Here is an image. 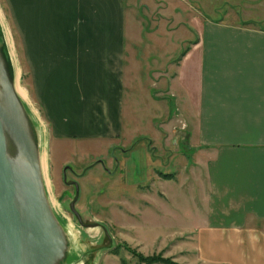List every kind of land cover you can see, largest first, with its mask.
Instances as JSON below:
<instances>
[{
	"label": "crops",
	"instance_id": "crops-1",
	"mask_svg": "<svg viewBox=\"0 0 264 264\" xmlns=\"http://www.w3.org/2000/svg\"><path fill=\"white\" fill-rule=\"evenodd\" d=\"M5 2L21 30L29 79L24 88L48 125L52 145L130 144L140 133L135 125L140 121V94L146 91L151 110L160 101L167 105L165 96L150 95L147 81L137 75L128 79V61L133 68L140 63L136 54L131 60L127 54L130 32L143 28L139 5L160 2ZM179 2L190 38H182L185 54L170 65L165 93L174 98V107L167 127L162 124L157 131L167 145L176 132L185 135L194 150L189 184L199 185L207 196L209 215L198 229L166 239L158 236L151 244L157 250L190 238L196 246L189 240L184 248H195L201 264H264V27L243 24L239 15L238 21L228 14L214 18L206 0ZM157 139L149 137V143ZM136 145L133 142L132 148Z\"/></svg>",
	"mask_w": 264,
	"mask_h": 264
},
{
	"label": "rangeland",
	"instance_id": "rangeland-1",
	"mask_svg": "<svg viewBox=\"0 0 264 264\" xmlns=\"http://www.w3.org/2000/svg\"><path fill=\"white\" fill-rule=\"evenodd\" d=\"M157 1L160 3L155 4L154 7L139 5L140 24L143 28L142 30L134 28L130 32L127 54L130 60L135 59L136 54L140 63L133 68L131 61H128V68L132 69L128 79L133 75L141 77L143 81H147L145 86L150 95L165 96L167 105L164 108L160 101L161 106L151 110V99L147 100L146 91L143 92V96L139 93L141 104L137 113L140 121L135 125L136 132L140 133H137L139 135L133 140V142L137 141L135 148H132L133 142L126 144L122 141L112 145L107 142L101 145L78 142L79 146H74L71 142H63L64 147L60 148L56 142L53 145L48 142V125L36 102L28 98L24 88L27 87L29 79L26 76L22 55L21 30L10 5L5 0H0L2 16V19L0 17V76L4 73L15 89L16 83L13 79L15 66L20 69V86L46 127L47 141L41 126L25 106L21 107L17 99L18 95L15 94L14 100L20 114L18 120L26 129V138L37 157L36 160H39L41 143L44 140L46 144L48 142L51 192L72 229V232H69L68 228L60 224L50 208L56 219L61 240L57 260L53 264H145L133 249L144 255L159 254L169 257L178 264H201L197 250L192 247L194 239L178 238L157 250L151 244V240L158 236L166 239L173 234L181 236L180 234L188 233L190 229H198L209 215L207 196L199 185L190 186L193 176L189 167L194 162V150L186 144L185 135L181 133L180 136V132H176L173 142L169 140L167 145L165 139L160 141L157 131V128H162V124L170 121L174 107V98L165 93L168 74L173 72V67L170 65L173 62L177 63L184 51L187 42L182 38L185 40L190 38L188 31L183 28L181 2L168 0L169 4H163V0ZM221 2L220 8L212 11L215 3ZM260 2L261 0H206L208 4L206 7L210 16L214 18L228 14V17L238 21L237 15H239L243 24L264 27V5ZM167 4L168 7L163 8ZM160 100L166 103L164 98ZM26 116L30 117L31 132L24 122ZM174 123L181 125L178 119H175ZM30 133L34 140L33 144ZM145 136L147 138H144ZM163 136L165 137L166 133H163ZM149 137L158 138L157 142L152 140L149 143ZM8 151L13 157L20 153V147L11 135L8 136ZM171 154L174 156L172 157ZM67 165H70L76 173L81 174L85 171L84 175L80 176L71 171L67 172L68 179H75L80 185V195L75 207L81 214L84 225L70 207L75 197V188L66 184L63 179V170ZM164 174L172 176L166 177ZM138 179L141 181L135 182ZM165 193L168 200H164L167 197ZM195 239H199V236ZM189 240L192 241V248L187 250L184 248L187 245L185 246L183 242ZM176 249L179 250L178 254L172 253Z\"/></svg>",
	"mask_w": 264,
	"mask_h": 264
},
{
	"label": "water",
	"instance_id": "water-1",
	"mask_svg": "<svg viewBox=\"0 0 264 264\" xmlns=\"http://www.w3.org/2000/svg\"><path fill=\"white\" fill-rule=\"evenodd\" d=\"M1 78L0 264H53L61 245L59 229L45 196L39 160H36L26 138V129L18 120L20 114L14 100L15 89L4 73ZM17 99L21 107H24L19 97ZM24 122L31 132L28 116ZM10 135L20 147V153L15 157L10 156L8 151ZM30 138L33 144L31 133ZM79 194L77 184L76 196L70 207L84 225L75 207Z\"/></svg>",
	"mask_w": 264,
	"mask_h": 264
},
{
	"label": "bare ground",
	"instance_id": "bare-ground-1",
	"mask_svg": "<svg viewBox=\"0 0 264 264\" xmlns=\"http://www.w3.org/2000/svg\"><path fill=\"white\" fill-rule=\"evenodd\" d=\"M0 17L2 19L1 13H0ZM6 32H7L8 40L10 41L8 30ZM11 45L12 44L10 42V46ZM15 67H16L15 72L13 74L14 83H16L15 92L18 95V97L22 100L23 105L27 108V110H29L32 113V115L34 116V118L38 122L39 126H41L42 131L44 132V138L46 139V134H45L46 133V127L41 122V119H40L37 111L30 105V102L27 99L25 91L20 86V83H19L20 69L17 65ZM0 82L3 83L1 76H0ZM29 119H30V117H29ZM46 141H47V139H46ZM47 145H48V142L46 144L45 140H44V142H42L40 145V154H39V162H40V170H41L40 173H41L42 184H43L45 196L47 198V201H48L50 208L53 210V212H54L57 220L59 221V223L62 224L66 229L68 228L69 232H72V229L70 228L69 222H67V218H66L65 214L61 210L58 202L56 201V199H54V196L51 192L52 190H51L50 179H49V174H48V152H47L48 146ZM78 264H83V263H78Z\"/></svg>",
	"mask_w": 264,
	"mask_h": 264
},
{
	"label": "trees",
	"instance_id": "trees-1",
	"mask_svg": "<svg viewBox=\"0 0 264 264\" xmlns=\"http://www.w3.org/2000/svg\"><path fill=\"white\" fill-rule=\"evenodd\" d=\"M185 54V50L182 52L181 57ZM164 176L166 177H170L172 175L169 174H164ZM134 253L138 256V258L140 260H142L143 262H145V264H154L157 262H163L166 264H178L177 262L173 261L171 258L169 257H164L162 255L159 254H153V255H144L141 252H138L137 250L133 249Z\"/></svg>",
	"mask_w": 264,
	"mask_h": 264
},
{
	"label": "flooded vegetation",
	"instance_id": "flooded-vegetation-1",
	"mask_svg": "<svg viewBox=\"0 0 264 264\" xmlns=\"http://www.w3.org/2000/svg\"><path fill=\"white\" fill-rule=\"evenodd\" d=\"M68 171H71V173H73V174H75V175H77V176H80V175H84V173H85V171L83 172V173H76V172H74V170L72 169V167L70 166V165H67V166H65V168H64V170H63V179H64V181H65V183L66 184H68V185H71V186H74V188H75V196H76V191H77V184H78V186H79V188H80V185H79V182L77 181V180H75V179H71V180H69L68 179ZM80 195V194H79ZM79 198V197H78ZM74 199H75V197H74ZM73 199V200H74ZM72 200V201H73ZM78 200V199H77ZM71 201V202H72ZM77 202V201H76ZM71 204V203H70Z\"/></svg>",
	"mask_w": 264,
	"mask_h": 264
}]
</instances>
